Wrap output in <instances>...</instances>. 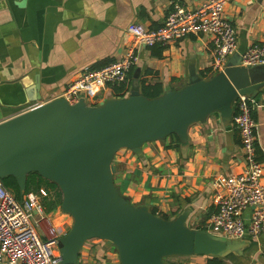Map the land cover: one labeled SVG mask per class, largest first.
I'll return each mask as SVG.
<instances>
[{
    "label": "crops",
    "instance_id": "obj_1",
    "mask_svg": "<svg viewBox=\"0 0 264 264\" xmlns=\"http://www.w3.org/2000/svg\"><path fill=\"white\" fill-rule=\"evenodd\" d=\"M175 1L195 7L202 0H0V121L32 102L53 99L82 70L120 58L133 41L127 26L132 22L149 28L161 26ZM223 14L233 23L237 39L236 51L227 61L264 41V0L232 1ZM210 47V36L202 34L140 47L123 84L127 87L124 95L140 79L159 82L163 94L183 87L192 72L210 77L216 73ZM205 70L208 75L203 77ZM263 92L264 87L251 96V115L256 124L257 158L264 166ZM112 96H116L113 88L104 87L97 103ZM234 106L228 120L212 112L191 123L186 140L174 147H167L165 138L143 143L139 154L128 148L117 150L112 159L115 185L134 205H146L168 219L187 211L189 227L203 226L215 209L214 182L240 172L245 164L232 121ZM249 213V209L244 211L245 216ZM45 214L60 228L70 223L68 214L58 208ZM87 241L80 248L77 264H108L109 258L110 264H120L115 248L111 251L101 239L95 246ZM242 241L240 253L223 257L227 264H264V231ZM181 256L182 263L206 264L204 254Z\"/></svg>",
    "mask_w": 264,
    "mask_h": 264
},
{
    "label": "water",
    "instance_id": "obj_2",
    "mask_svg": "<svg viewBox=\"0 0 264 264\" xmlns=\"http://www.w3.org/2000/svg\"><path fill=\"white\" fill-rule=\"evenodd\" d=\"M263 87L264 63L245 65L235 54L210 77L192 72L180 89L154 97L143 95L134 83L127 95L96 104L83 97L74 103L64 97L44 101L0 121V180L12 176L21 197L29 172L58 185L60 209L73 220L58 241L59 264H77L80 248L92 238L114 246L120 264L240 253L242 239L189 227L187 211L166 219L146 205L132 204L114 183L112 159L121 148L139 154L143 143L171 133L184 142L191 123L212 112L228 120L239 95L254 96Z\"/></svg>",
    "mask_w": 264,
    "mask_h": 264
},
{
    "label": "built area",
    "instance_id": "obj_3",
    "mask_svg": "<svg viewBox=\"0 0 264 264\" xmlns=\"http://www.w3.org/2000/svg\"><path fill=\"white\" fill-rule=\"evenodd\" d=\"M232 1L236 0H202L195 7L175 1L168 9L163 24L157 28L130 23L126 30L133 41L120 58L101 67L82 70L54 98L64 97L74 103L83 97L87 104H96L102 88L126 83L128 72L138 59L137 49L165 45L190 35L210 36L213 70H222L237 47L234 25L223 14L224 7ZM240 56L241 63L245 65L264 63V41L251 44ZM43 102H32L24 110ZM234 103L232 121L240 135L245 164L240 172L214 182L215 209L203 226L211 233L227 238H256L264 231V166L258 160L255 148L256 124L251 115L254 101L251 96L241 94ZM27 195L17 199L0 180V263L59 264L61 253L58 241L67 230L58 227L46 216L37 196ZM246 209L250 211L248 216L244 215ZM42 221L45 223L43 228L40 226Z\"/></svg>",
    "mask_w": 264,
    "mask_h": 264
},
{
    "label": "trees",
    "instance_id": "obj_4",
    "mask_svg": "<svg viewBox=\"0 0 264 264\" xmlns=\"http://www.w3.org/2000/svg\"><path fill=\"white\" fill-rule=\"evenodd\" d=\"M103 65L105 64L103 63L97 65L95 68L101 67ZM206 71L208 70L201 72V75L203 77H206L208 75ZM139 87H140V92L147 97L158 96L161 95L162 93V86L160 85L159 82L147 83L145 82L144 79H140ZM112 88H113V94H115L116 96H124L125 91L127 90V87H124L123 84ZM262 97L264 101V92ZM166 139L169 140L167 147H174L180 144L179 139L174 133L169 134L166 137ZM1 182L6 188H8L10 191L13 192V194L17 199L21 198L17 183L12 176L10 175L5 176L3 179H1ZM27 194H32L33 196L39 197V200L43 205L44 212L46 213L53 211L58 206H60L62 200V192L59 189L58 185L55 182L42 177L40 174H38L35 171L29 172L26 175V187L23 195H27ZM151 211L154 214H157L163 218L166 219L169 218L166 214L157 213L156 210L152 208ZM197 228L204 229V226H198ZM167 262L168 264H186V263L174 262V261H170V262L167 261ZM206 264H227V262L225 261V258L221 256L211 255V256H207Z\"/></svg>",
    "mask_w": 264,
    "mask_h": 264
},
{
    "label": "rangeland",
    "instance_id": "obj_5",
    "mask_svg": "<svg viewBox=\"0 0 264 264\" xmlns=\"http://www.w3.org/2000/svg\"><path fill=\"white\" fill-rule=\"evenodd\" d=\"M28 195H32V194H28ZM33 196V195H32ZM34 197H36V196H34ZM37 199H39V197H36ZM60 211H61V209H60V206H58L57 207ZM66 214H68V213H66ZM68 218H69V220H70V223L68 224V226H65V227H62L63 229H65V230H68L69 229V227L71 226V224H72V216L70 215V214H68ZM93 239H98L99 240V238H92V239H89L88 241H87V244L90 246V244H94V245H92V246H95V244H99L100 242H102V241H98V240H96L95 241V243H92V240ZM113 249V248H115L114 246H111V247H109V249ZM111 249V251H113ZM180 257H182V256H178V257H176V256H168V257H164V260L165 261H174V262H182V261H180V260H183V259H180ZM186 258V257H185ZM107 261H108V264H110V258L109 259H107Z\"/></svg>",
    "mask_w": 264,
    "mask_h": 264
}]
</instances>
